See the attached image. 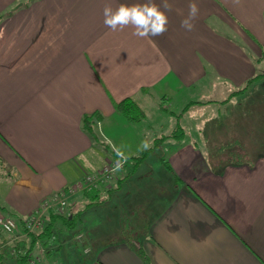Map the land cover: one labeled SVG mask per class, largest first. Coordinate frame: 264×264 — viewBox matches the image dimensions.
I'll list each match as a JSON object with an SVG mask.
<instances>
[{"label": "crops", "instance_id": "obj_1", "mask_svg": "<svg viewBox=\"0 0 264 264\" xmlns=\"http://www.w3.org/2000/svg\"><path fill=\"white\" fill-rule=\"evenodd\" d=\"M143 2L0 0V170L11 173L0 211L24 220L41 198L115 160L122 168L98 209L118 227L110 234L104 224L97 237L86 226L89 255L70 264H264V113L251 114V105H264L262 84L220 103L264 74V0H169L168 31L146 39L104 25L105 5ZM190 2L199 16L186 31ZM192 89L217 112L208 125L197 116L195 140L181 145L167 114L155 129L144 108L176 91L191 100ZM125 98L141 106L139 122L116 110ZM93 113L100 118L91 135L81 120ZM231 142L239 146L224 147ZM144 151L155 158L135 164ZM233 152L244 154L240 163L229 160Z\"/></svg>", "mask_w": 264, "mask_h": 264}, {"label": "rangeland", "instance_id": "obj_2", "mask_svg": "<svg viewBox=\"0 0 264 264\" xmlns=\"http://www.w3.org/2000/svg\"><path fill=\"white\" fill-rule=\"evenodd\" d=\"M261 66H262V72H264V63H262ZM259 82H261V84H262V87H260L259 90L262 89L261 92H264V79H261ZM255 84H257V83H255ZM251 87H249L247 90H249ZM198 90H200V89H198ZM190 92H193L194 95L190 94ZM216 92H217V89H216ZM187 93H188V96L190 97L191 100L187 99V97L185 96L186 94H182L181 92L176 91L175 93H172L169 96V99H172V98L173 99L169 100V102H166V104L160 103V101L156 100L154 102L146 103L145 108H144L145 113H146V115H145L146 120L153 128L157 129L158 125L164 122V119L161 118L159 115L160 113L167 114V129H169L170 127H173V130H174L176 127H178V128L182 127L184 129L183 130L184 134L182 136H180V138H173L172 137L173 139L177 140L179 142V144L181 143V145H184L185 143L186 144L191 143L192 141L195 140V137H194V135H192L191 132L194 131V129H195V123H196L195 119L197 116H199L200 118L207 119V118L213 116L217 112V110H216L217 107L206 106L207 104H201V103L200 104L190 103L191 101H194V100L198 101L199 99H203V98H199L198 95H195V90L193 91V89L188 90ZM219 94H220V96H222L223 92H221V93L219 92ZM219 94L215 93V95L217 97L219 96ZM254 96L257 97V96H259V94L255 93ZM199 102H204V101H199ZM201 105H204V106H201ZM221 105H224V104L221 103ZM228 110L229 109L227 108V106H225V108H223L219 111L227 112ZM169 111H171L172 113H169ZM259 113H264V105L260 106V103L256 104L255 107L251 105V114H259ZM143 115H144V113H143ZM261 123H264V122H261ZM208 124H209V120L207 119L206 125H208ZM206 125H205V127H206ZM208 129H209L208 127L204 129V137H201V139H203V142H206L209 139V138H207V136H205V134L207 135V133L209 132ZM186 131H187V133H186ZM186 134H187V136H186ZM193 134H194V132H193ZM254 136H256V135H252L250 137L247 136L246 138L239 140V141L241 143H243V145H244V143L247 142V140H245V139H248V137L250 139H253ZM256 137H258V136H256ZM201 139L199 138L200 141H201ZM223 139L224 140L227 139V141H229V139H231V138L228 137V138H223ZM251 148H252V146L249 145L248 149H251ZM148 155L151 156V159L155 158V156H153V154H148ZM160 155H162L160 152L156 153V157H158ZM227 156H228V154H227ZM165 159L168 161V157ZM115 163H117L118 165L120 164L119 162H117L115 160H112L111 162L103 164V166L108 165V166H112L114 168V171H115L114 177L119 173V171L122 168L120 165L119 166L115 165ZM99 168H97V169H99ZM6 175L9 177V176H11V173L3 174L2 170H0V176L3 177V179H2V177L0 178V188L4 187L7 183V181H5ZM113 180L114 179H112L110 181V183ZM78 194H80V193H78ZM81 195H82V193H81ZM86 202H88V200L81 197L77 200L76 204L73 203L72 205L71 204L68 205L69 204L68 203L66 206H64V208H62L60 210V212H58L54 208H52V209L55 212L62 213V214H69L70 212L76 213L79 210H81L83 207H85ZM9 212H11V211H9ZM47 213L48 212H46L44 216H46ZM92 221H93V223H92ZM104 224L109 228L110 234L114 233V231L118 227L116 217H113L111 215H109V216L104 215V216L100 217L98 206L87 207V209L86 210L84 209V211L81 213V216L79 218V221H78L74 231H61L58 235H56V240L49 245L51 250H52V253L50 254V256L47 255V250L41 244H38L36 251L33 253L34 254L33 256L38 257V259H39L38 264H58L57 263L58 260L55 261L54 260L55 258L56 259L58 258L60 261H62V264H70L71 258H80V259L85 258L89 255V253L86 254L83 252V250H85V249H83V246H84L83 240H84V235H85L84 233L86 231L85 227L86 226L91 227V229L94 230L96 236L100 237V235H102V232H103V230H101V227ZM39 231H40V229L36 230L35 233H37ZM6 235L8 237V242L11 245L14 244L15 241L22 240L25 238L24 232L21 231L20 229H18L16 232H14L12 234H6ZM41 251H42V255H41Z\"/></svg>", "mask_w": 264, "mask_h": 264}, {"label": "trees", "instance_id": "obj_3", "mask_svg": "<svg viewBox=\"0 0 264 264\" xmlns=\"http://www.w3.org/2000/svg\"><path fill=\"white\" fill-rule=\"evenodd\" d=\"M261 79H264V74H257L250 77L244 82L241 87L232 91L229 94L228 98L220 101V103H226L231 97L239 96L245 93L249 87L253 86L255 83H258ZM211 102L214 101L207 100L204 102H199L197 100H194L190 103L208 104ZM115 107L118 113L121 114L123 118L129 123H137L143 118V111L140 105L132 98L123 99L122 101L117 103ZM169 113L172 112L169 111ZM99 118L100 115L97 113L84 115L81 120L82 128L91 135H93L94 123ZM183 134V129L181 127H176L169 136L173 138H180V136H182ZM234 143L235 142L225 144L224 147H234V145L236 144ZM236 145L239 146V144ZM148 154L149 151H144L140 155L134 157L133 159L135 164H138L144 159H146ZM242 158H244V154L240 152H233L229 155V160L231 162L240 163ZM161 161L167 167V169L172 171L167 160L162 158ZM104 186L102 185L101 187L90 191H83L82 195L88 200V202H86L85 207H83L76 213L70 212L69 214H62L55 212L53 209H50L47 215L45 216L42 228L37 233L26 232L24 220L18 217L15 218L14 216H11L15 220L18 219L21 230L25 234V238L22 240L15 241L14 244L7 246L6 243L8 242V237L3 231L0 230V240L1 244L3 245V248L0 249V264H28L31 258L33 257V253L36 251L38 244L44 246V248L47 250V255L50 256L52 250L49 245L56 240V235H58L61 231H74L81 216V213L84 211V209L86 210L87 207L94 205L98 206L105 203L106 197H103L101 195L102 193L107 192L103 190ZM134 248L139 254V256H141L143 259H146L145 252L141 246H136Z\"/></svg>", "mask_w": 264, "mask_h": 264}, {"label": "clouds", "instance_id": "obj_4", "mask_svg": "<svg viewBox=\"0 0 264 264\" xmlns=\"http://www.w3.org/2000/svg\"><path fill=\"white\" fill-rule=\"evenodd\" d=\"M173 4L169 0H161L160 4L154 0H145L143 3H121L113 8L105 5L103 8L104 25L113 32L123 31L127 27L134 29L133 35L146 39L163 35L168 31L169 17L167 13L173 11ZM199 16L197 3L188 4V14L181 21V27L186 31H192L194 21Z\"/></svg>", "mask_w": 264, "mask_h": 264}, {"label": "built area", "instance_id": "obj_5", "mask_svg": "<svg viewBox=\"0 0 264 264\" xmlns=\"http://www.w3.org/2000/svg\"><path fill=\"white\" fill-rule=\"evenodd\" d=\"M115 165H118L115 163ZM119 166V165H118ZM114 168L104 165L99 169L87 172L78 181L72 185H68L61 190L53 192L42 198L38 208L24 219L26 232L32 233L42 228L45 213L54 208L58 212L69 203V199L83 191H90L107 185L114 178ZM19 229L17 221L4 212L0 211V230L5 234H12ZM22 231V230H21ZM42 255V251H41ZM38 257L33 256L28 264H38Z\"/></svg>", "mask_w": 264, "mask_h": 264}, {"label": "water", "instance_id": "obj_6", "mask_svg": "<svg viewBox=\"0 0 264 264\" xmlns=\"http://www.w3.org/2000/svg\"><path fill=\"white\" fill-rule=\"evenodd\" d=\"M71 217V216H70Z\"/></svg>", "mask_w": 264, "mask_h": 264}]
</instances>
